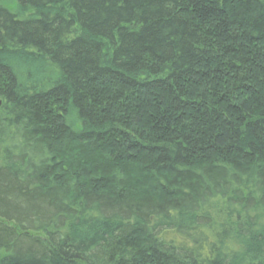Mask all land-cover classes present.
Listing matches in <instances>:
<instances>
[{
    "label": "trees",
    "instance_id": "16d2710c",
    "mask_svg": "<svg viewBox=\"0 0 264 264\" xmlns=\"http://www.w3.org/2000/svg\"><path fill=\"white\" fill-rule=\"evenodd\" d=\"M9 1L0 264H264V0Z\"/></svg>",
    "mask_w": 264,
    "mask_h": 264
},
{
    "label": "rangeland",
    "instance_id": "374dc122",
    "mask_svg": "<svg viewBox=\"0 0 264 264\" xmlns=\"http://www.w3.org/2000/svg\"><path fill=\"white\" fill-rule=\"evenodd\" d=\"M7 6L11 9V10H14V4H13V1L12 0H10L9 2H8V4H7ZM9 66H12L13 67V72L15 73V74H18V73H20L21 71H18L17 70V66L18 65H16L15 63L13 64V63H7ZM21 82H23L21 79H20V83ZM25 84V83H24Z\"/></svg>",
    "mask_w": 264,
    "mask_h": 264
},
{
    "label": "water",
    "instance_id": "95a60500",
    "mask_svg": "<svg viewBox=\"0 0 264 264\" xmlns=\"http://www.w3.org/2000/svg\"><path fill=\"white\" fill-rule=\"evenodd\" d=\"M1 103H2V102H1V99H0V107H1Z\"/></svg>",
    "mask_w": 264,
    "mask_h": 264
}]
</instances>
